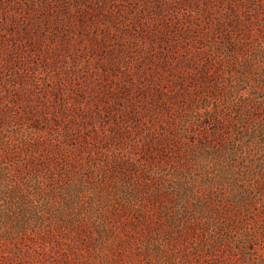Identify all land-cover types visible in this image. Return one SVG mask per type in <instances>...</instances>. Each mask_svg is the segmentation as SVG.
<instances>
[{
    "label": "rangeland",
    "instance_id": "rangeland-1",
    "mask_svg": "<svg viewBox=\"0 0 264 264\" xmlns=\"http://www.w3.org/2000/svg\"><path fill=\"white\" fill-rule=\"evenodd\" d=\"M0 264H264V0H0Z\"/></svg>",
    "mask_w": 264,
    "mask_h": 264
}]
</instances>
